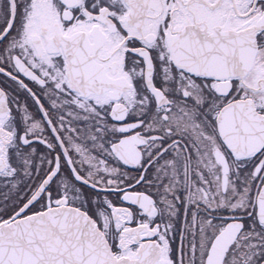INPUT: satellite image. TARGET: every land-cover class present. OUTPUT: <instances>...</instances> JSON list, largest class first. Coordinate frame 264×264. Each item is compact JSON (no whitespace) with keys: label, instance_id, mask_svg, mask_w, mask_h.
<instances>
[{"label":"snow or ice","instance_id":"obj_1","mask_svg":"<svg viewBox=\"0 0 264 264\" xmlns=\"http://www.w3.org/2000/svg\"><path fill=\"white\" fill-rule=\"evenodd\" d=\"M0 264H264V0H0Z\"/></svg>","mask_w":264,"mask_h":264}]
</instances>
